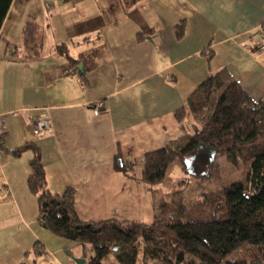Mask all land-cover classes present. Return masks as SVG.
Returning a JSON list of instances; mask_svg holds the SVG:
<instances>
[{
    "label": "crops",
    "instance_id": "1",
    "mask_svg": "<svg viewBox=\"0 0 264 264\" xmlns=\"http://www.w3.org/2000/svg\"><path fill=\"white\" fill-rule=\"evenodd\" d=\"M263 25L264 0H14L0 32V264L93 255L42 227L28 186L35 153L13 151L39 149L47 189H73L82 222L153 223L162 197L141 181L145 156L189 140L194 124L176 113L222 69L264 103ZM27 26L39 29L37 53L26 48ZM67 56L84 57L85 84ZM98 101L106 109L96 117ZM45 117L52 129L37 136ZM119 155L133 178L116 169Z\"/></svg>",
    "mask_w": 264,
    "mask_h": 264
},
{
    "label": "trees",
    "instance_id": "2",
    "mask_svg": "<svg viewBox=\"0 0 264 264\" xmlns=\"http://www.w3.org/2000/svg\"><path fill=\"white\" fill-rule=\"evenodd\" d=\"M13 1L0 0V32ZM38 31L35 26L25 30L30 54L38 52ZM183 36L181 25L177 37ZM57 51L65 54V47ZM83 59L68 57L72 73L85 84V73L78 69ZM176 120H191L195 133L186 143L147 154L142 182L153 187L164 183L175 163L186 175L209 180L219 157L243 170V179L202 194L199 202L187 203L180 193L162 198L157 216L148 225L117 220L87 223L75 211L74 190L52 194L47 189L39 149L25 145L12 153H35L28 186L38 196L42 227L68 242L91 246L93 255L88 264H103L111 254L120 264H138L140 258L142 264H264V103L253 100L222 69L193 91L176 113ZM207 148L216 151L215 159ZM134 166L117 156L116 169L126 176L133 178L130 172ZM117 245L119 250L115 252Z\"/></svg>",
    "mask_w": 264,
    "mask_h": 264
},
{
    "label": "rangeland",
    "instance_id": "3",
    "mask_svg": "<svg viewBox=\"0 0 264 264\" xmlns=\"http://www.w3.org/2000/svg\"><path fill=\"white\" fill-rule=\"evenodd\" d=\"M223 157H219L218 165H215L212 170V179L205 180L200 179L199 177H191L190 175H186L183 173L182 167L179 163H175L171 168V173L168 179L162 183L157 185L158 193L157 196L162 198H170L176 193L182 194L187 201V203L199 202L202 198V194H210L213 192H217L229 184L240 181L244 177V173L235 169L226 163ZM219 168V169H218ZM218 176V177H217ZM181 180H184L186 183H180ZM156 188V189H157ZM119 250V245L115 246ZM114 247V248H115ZM88 251L91 250V246H87ZM92 253V250H91ZM103 264H120L114 254L109 255L103 261ZM138 264H142L141 258L139 259Z\"/></svg>",
    "mask_w": 264,
    "mask_h": 264
},
{
    "label": "built area",
    "instance_id": "4",
    "mask_svg": "<svg viewBox=\"0 0 264 264\" xmlns=\"http://www.w3.org/2000/svg\"><path fill=\"white\" fill-rule=\"evenodd\" d=\"M260 37L262 39V46L264 48V27L261 28ZM106 109L105 102L98 101L92 105L93 113L96 117L100 116ZM5 115H0V147L3 145L5 136L7 135V127L5 122ZM52 126L49 117H45L39 120H36L34 123V133L37 136L43 135L51 131Z\"/></svg>",
    "mask_w": 264,
    "mask_h": 264
},
{
    "label": "water",
    "instance_id": "5",
    "mask_svg": "<svg viewBox=\"0 0 264 264\" xmlns=\"http://www.w3.org/2000/svg\"><path fill=\"white\" fill-rule=\"evenodd\" d=\"M148 39H150V38H148ZM78 69L80 70V72H82L83 71V66L80 64L78 66ZM206 150H207L209 156H211L213 159H215V157L217 155L216 151L211 149V148H207ZM114 251L115 252L118 251L117 247L114 248ZM75 262H76V264H85V260H83V259H76Z\"/></svg>",
    "mask_w": 264,
    "mask_h": 264
}]
</instances>
